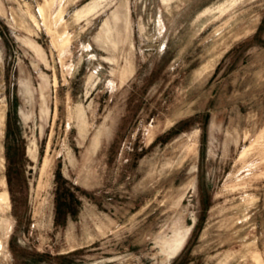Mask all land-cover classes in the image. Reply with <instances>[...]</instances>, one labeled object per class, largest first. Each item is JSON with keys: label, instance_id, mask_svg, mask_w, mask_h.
I'll return each instance as SVG.
<instances>
[{"label": "rangeland", "instance_id": "374dc122", "mask_svg": "<svg viewBox=\"0 0 264 264\" xmlns=\"http://www.w3.org/2000/svg\"><path fill=\"white\" fill-rule=\"evenodd\" d=\"M0 264H264V0H0Z\"/></svg>", "mask_w": 264, "mask_h": 264}, {"label": "trees", "instance_id": "16d2710c", "mask_svg": "<svg viewBox=\"0 0 264 264\" xmlns=\"http://www.w3.org/2000/svg\"><path fill=\"white\" fill-rule=\"evenodd\" d=\"M58 191L55 192V198H54V202H55V210H58Z\"/></svg>", "mask_w": 264, "mask_h": 264}]
</instances>
